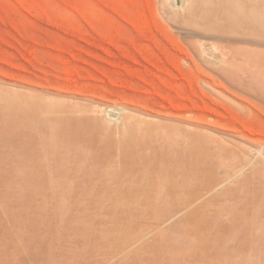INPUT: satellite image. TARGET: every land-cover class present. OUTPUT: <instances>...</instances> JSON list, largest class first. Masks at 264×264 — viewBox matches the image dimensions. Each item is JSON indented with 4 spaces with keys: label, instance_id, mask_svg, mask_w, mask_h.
Masks as SVG:
<instances>
[{
    "label": "bare ground",
    "instance_id": "obj_1",
    "mask_svg": "<svg viewBox=\"0 0 264 264\" xmlns=\"http://www.w3.org/2000/svg\"><path fill=\"white\" fill-rule=\"evenodd\" d=\"M159 2L161 10L167 13L168 20L177 29L182 32L192 31L199 36L195 47L197 56L219 71H230L229 59H235L239 49L217 46L213 42L214 38L264 40V0ZM20 93L29 94L25 90ZM54 95H42V101L35 97L33 100L25 99L21 107L14 110L9 106V98H0V211L7 213L5 216L8 218V214L11 215L9 224L5 217V230H1L4 234L0 233L3 234L5 244H13L16 238V245L13 244L16 248L13 246L15 250L12 253L17 260L25 253L31 264H95L91 262L96 255L97 258L103 257L101 254L106 250L111 251L119 243L123 246L128 242L122 249L119 247L122 251L124 248L125 251L131 250V254H126L128 256L125 252L121 253L125 255L122 260L126 264L137 261V257L141 258L139 261L142 264H205L201 262L208 258L211 261L214 248L220 242V247L227 242L222 235L230 231L235 238L232 237V243L228 242L232 244L230 248L217 247L216 255L213 253L219 256V261L221 258L223 263L220 264L225 263L227 254L231 255H228V259L229 256L239 258L243 241L248 246V252L245 248L247 261L244 263L264 264V154L259 149L228 138L216 142L210 139L209 143L208 138L202 141L201 152L200 141L194 136L195 139L190 138L194 140V146L186 145L178 122L172 126L169 124L172 130L167 131L164 126L168 125L163 126L157 117L137 113L134 116L135 113L120 110L117 118H111L102 106L76 111L70 106L68 109L77 115L84 114L87 132L89 129L94 134L93 138H96V144L99 143L97 148H106V151L101 150L104 153L111 149L114 155L118 154V165L115 163L98 169L94 163L82 159L86 158L87 153L78 151L85 145L80 143L81 139V147L74 140L72 143L76 136L69 129H73V123L74 126L77 124V118L72 119V114L70 122L68 116L71 112L66 108L69 106L68 101L59 102L61 95L59 98ZM112 109L110 107L108 111ZM75 128L80 129L77 126ZM86 144L91 147L87 140ZM219 173L223 178L213 186L212 181L219 177ZM165 183L170 184L169 192L177 191V202L169 198ZM148 184L150 188L153 184L157 186L155 196L146 187ZM216 189L218 192L215 193ZM108 192L112 196L120 194L121 201L118 200V204L110 201V194H106ZM204 199L208 206L218 205L217 208L223 205L226 208V204L231 201L235 209L231 215L228 212L226 217L221 212L224 217L222 224L213 223L215 226L211 224L212 227H209L207 224L217 220L210 217L207 223L203 212L206 208L202 203ZM110 208V220H107L108 215L103 212ZM127 209L129 211L126 216L129 219L135 218L136 221L147 214L150 222L155 225L140 231L138 240L133 238L124 243V235L127 233L122 232L119 220L124 217L123 213ZM213 210L211 212L216 211ZM115 212H118V224L117 219L114 221ZM49 216L55 218V226L52 225L54 218L49 220ZM242 231L244 240L241 238ZM238 232L240 238L236 236ZM43 234L46 238L50 234L51 241L55 236L58 244L55 240L52 242L58 248H54L55 245L51 243L46 246L44 241L48 238L42 240L40 236ZM221 236L223 241L219 239ZM79 240L84 242L81 250L84 253L69 247L72 242ZM144 241L149 244L147 249L142 246L143 250L140 246ZM217 241H220L218 245ZM59 248L66 258L63 263L57 259L60 255L54 257V252L59 254L56 251ZM114 251L116 253L112 254L111 251L110 254L116 256L108 257L110 261L107 262L105 258L101 264H114L112 260L118 257V251ZM14 257L12 259L17 263ZM236 260L235 263H239ZM0 263L9 264L8 256L1 258Z\"/></svg>",
    "mask_w": 264,
    "mask_h": 264
},
{
    "label": "rangeland",
    "instance_id": "obj_2",
    "mask_svg": "<svg viewBox=\"0 0 264 264\" xmlns=\"http://www.w3.org/2000/svg\"><path fill=\"white\" fill-rule=\"evenodd\" d=\"M167 17V13H164L160 8L159 0H0V98L5 100L9 98V106H12L11 109H13L21 107L25 99L33 100L35 97L42 101V95L53 96L56 94L58 98L61 95L62 97L60 96L58 99L59 102L66 103L68 101L69 106L65 104L66 108L71 106L75 111L78 109L87 110L92 106H102L108 112V116L117 118L120 110H128L131 114L135 113L134 116L137 113L138 115L157 117L163 126L164 124L168 125L164 126L167 131H171L173 123L177 124L178 122L182 127L186 145L193 147L194 140L190 138L195 137L200 141L197 143L200 144L201 152L203 140L209 138L208 142L210 143V139L216 142L221 138L222 140L228 138V140L238 141L246 146H253L264 154V40L214 38L213 42L217 46L239 49L236 58L229 59L231 62L230 71H219L209 62H205V59L197 56L195 47L199 42V36L192 31H180ZM15 90L20 92L25 90L29 94H22ZM16 100L19 101L15 102ZM110 107L113 109L108 111ZM68 110L71 112L68 116L69 121L72 114L74 116L72 119L76 120L77 118L75 121L77 124L74 126L73 123V129L69 130L76 138L80 134L83 137L79 136L78 141L76 138L72 139V143L78 142L80 147L82 143L85 144L84 148L78 150L79 153H87L86 158L82 157V159L94 163L98 169L100 166L105 168V166L115 163L118 165L117 153L116 157L111 149L107 150L108 153H104L106 148H102L103 151L97 148L99 143L96 144V138H93L94 134L89 132V129L87 132L84 114L81 113V116L71 109ZM76 126L82 129L78 130L75 128ZM64 130L62 129V131ZM80 139L81 144L79 143ZM86 140L91 147L86 146ZM88 148L91 150L89 151ZM222 178L223 175L219 173V177L215 178L211 184L215 186ZM155 184L157 185V183ZM165 184L168 191L170 184ZM156 185H151L152 188H150V184H148L149 187L146 186L152 191V195L156 191ZM212 185L211 187H213ZM216 192H218L217 189ZM110 195H108V199L118 204L121 195L118 193L115 194L116 196L111 195L114 199ZM168 195L172 201L177 202V191H168ZM206 201L204 199L202 203L204 202L203 206L206 207L203 212L207 223L210 222V217L212 220L215 218L217 220L211 221L210 225L207 224L209 227H212L213 223L221 225L223 218L229 215L228 212L231 215L232 210L235 209L231 201L226 204V208L225 205L220 208H217L218 205H210V207ZM212 208L215 210L217 208V210L211 212ZM105 210L103 214H107V220H110L108 213H111L112 209ZM128 211V209L126 212L124 211V217L119 220V224H122V232L127 233L124 235L126 237L124 243L133 238L138 240L140 231L149 226L153 228L155 225L150 222L147 214L143 217L140 216L136 221L135 218L129 219L130 217L126 216ZM2 212L4 213V211ZM2 212L0 211V220L2 219L0 232L5 230L4 223L7 216V213L3 215ZM115 214L114 221L117 219L116 223L118 224V212ZM213 214L219 217H215ZM140 215L144 214L140 213ZM235 215L237 216V214ZM8 216L10 217H6V221L8 220L9 224L11 215L8 214ZM51 216H49V220L52 218ZM220 216L222 217L220 218ZM54 220L55 218L52 220L53 226H55ZM57 221L59 222V220ZM141 225L142 228H139ZM229 232L222 235L227 241L221 245L224 249L225 247L228 249L232 245L228 242H233L232 234L234 233ZM2 233L4 234V232ZM2 233H0V249H2L0 250V259L7 255L9 264H31L25 253H22V257H19L18 260L14 257L12 251L15 250L17 240L15 237V239L13 238L15 245L11 242L5 244L2 240ZM243 233L244 231L241 232V237L238 232L237 238L239 236L243 239ZM227 234H230V237H227ZM44 236L46 235L43 234L40 237L42 240L48 238L44 241L46 246L50 243L52 246L55 245L52 242L56 241L55 236L52 241V237H49L50 234L47 238ZM222 236L218 238L222 240ZM57 241L56 244H58ZM144 242L141 244V248L142 246L148 247V241ZM219 242L217 241L216 244L218 245ZM221 243L216 247L212 245L215 247L213 250L215 255L216 248H222L220 247ZM245 244L243 241L244 249L241 247L240 257L245 256L244 253L248 249ZM83 245V240H79L72 242L69 247L84 253L81 252ZM118 245L114 246L115 249H111L112 254L116 253L114 250L118 251L117 258L120 259H113L111 263L114 264L118 261L121 264L125 255L131 254V250H129L130 252L128 249L125 251V248L123 251L121 250L124 245L120 246V243ZM57 246L55 245L54 248ZM212 246L211 248H213ZM57 250L59 254L54 252V257L60 255L57 259L62 263L65 262L66 258L60 253L62 250L60 251V248ZM111 251H104L105 253L101 254L103 257H99L100 259L96 255L91 263L101 264L105 258H114L116 255L112 256ZM123 252L125 255H121ZM213 253L211 254L212 258L210 257L211 261L208 258L201 263L206 262L205 264H207L209 260L208 264H212L214 260V264H220L221 258L219 261V256H215ZM228 255L230 254H227L224 264L227 262L245 264L244 261H247L245 260L246 256L239 257L241 260L235 257L236 260L234 257H230L231 255L228 259ZM11 256L16 258L14 260L17 263ZM132 257L135 256L132 255ZM82 259L84 258L82 257ZM139 259L141 258L137 257V261L129 264H142ZM234 260L239 263H235Z\"/></svg>",
    "mask_w": 264,
    "mask_h": 264
}]
</instances>
